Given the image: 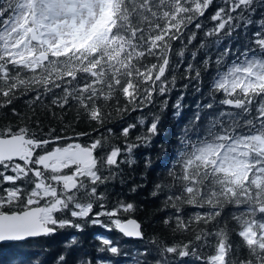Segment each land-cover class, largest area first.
<instances>
[{"label":"snow or ice","instance_id":"obj_1","mask_svg":"<svg viewBox=\"0 0 264 264\" xmlns=\"http://www.w3.org/2000/svg\"><path fill=\"white\" fill-rule=\"evenodd\" d=\"M206 75L208 91L150 193L167 213L150 240L156 259H139L152 253L144 248L133 264H264V0H0V110L24 120L13 105L35 113L40 104L63 125H0V242L100 226L118 237L94 235L96 252L117 257L120 238L143 241L136 203L110 204L107 186L126 182L121 165L137 164L134 150L151 146L161 115L126 120L158 100L162 113L173 91L179 119L189 85L200 93ZM73 108L81 131L65 121ZM137 125L146 131L133 141ZM82 243L63 241L54 264H92L68 260Z\"/></svg>","mask_w":264,"mask_h":264},{"label":"trees","instance_id":"obj_2","mask_svg":"<svg viewBox=\"0 0 264 264\" xmlns=\"http://www.w3.org/2000/svg\"><path fill=\"white\" fill-rule=\"evenodd\" d=\"M215 9H211L206 17H209ZM260 12H257L256 18H259ZM211 26V21L208 20L206 27ZM256 26L253 25L250 29L255 31ZM202 33L200 36L202 37ZM199 43V39L195 42ZM226 43V42H225ZM176 47H179L176 45ZM203 54H201L202 58ZM215 57H213L214 59ZM181 75L183 74V69H181ZM187 83L186 80H178V87ZM195 81L189 85L187 93L182 101L184 105L183 112L179 119L174 118L175 109L172 105L175 103L177 97L181 94L179 91H173L169 98L168 108L162 113L159 108V100L156 106H149L144 112H135L130 118L126 120L127 123H135L136 117L144 115L147 116V124L151 123L152 117L148 115L149 112L161 115V121L158 125L159 135L156 136L148 148L141 147L134 150L135 158L137 159V164L131 168L127 164H122L121 169L123 170L122 178L126 181L123 185L120 184L119 179L114 183H110L107 188L110 193L109 203L113 202L117 198H122L125 202H135L137 205V211L131 214L136 217L142 223L143 231L145 232V239L132 240L120 238L119 245L122 249L121 253L117 257H110V254H98L96 248L99 246L97 241L92 238L96 234L109 236L112 238H117L118 233L116 231L108 232L100 226L85 227L82 233H76L75 230H64L48 238H34L29 239L25 242H8L0 243V264H14V258L20 257L27 261L28 258H35L42 260L43 264H54L56 257L64 251L62 247V242L68 240L72 235H77L83 241L82 246L74 247L70 254L68 255V260L72 261L78 255L81 259H91L92 264H95L97 256H104L106 258L110 257L115 261V264H133V257L136 252L142 251L144 248H149L152 253L147 257H139V259H147L149 261H154L156 259L154 245L150 243L153 236L158 235L161 231L160 221L163 219L166 212H160L163 197L159 198L151 197L150 193L154 189L155 183L158 181L159 177L166 175V168L164 167V162H167L169 157H171L174 149L177 146V138L181 134L184 125L187 123L188 119L193 115L195 111V105L198 100L201 99L203 93L208 91V76L204 78V86L200 93H194ZM23 90V89H22ZM202 102H207L206 98ZM46 104H50V98L45 101ZM21 114L25 117L21 120L19 117L12 114L11 107L0 110V125H23L33 123L36 119L40 120L41 127H43L45 133L49 127L56 128L59 130L63 125L56 119L51 118V116L44 110L43 106L37 104L35 106V113H33L31 108L25 107L23 101L17 102L15 105ZM57 115L61 114L59 108H53ZM31 117V121L27 118ZM67 123L74 124V108L67 111L65 117ZM34 126V124H33ZM76 131H81V126H76ZM146 131V126L141 127L137 125V128L132 132L131 139L134 141L135 136L141 132ZM71 135V132L66 133ZM122 144V141H118ZM151 157L152 166L150 168L145 167V156ZM145 176L146 179H141ZM144 184L145 187L139 188L135 193H129V189L133 185ZM7 186V185H6ZM103 190V189H102ZM193 238V237H187ZM177 239H180L177 237ZM127 253V255H125ZM181 264H193L192 261H182Z\"/></svg>","mask_w":264,"mask_h":264},{"label":"water","instance_id":"obj_3","mask_svg":"<svg viewBox=\"0 0 264 264\" xmlns=\"http://www.w3.org/2000/svg\"><path fill=\"white\" fill-rule=\"evenodd\" d=\"M133 218H136V217H133ZM137 219V218H136ZM140 222V220H138ZM142 224V223H141ZM0 243H8V242H0Z\"/></svg>","mask_w":264,"mask_h":264}]
</instances>
